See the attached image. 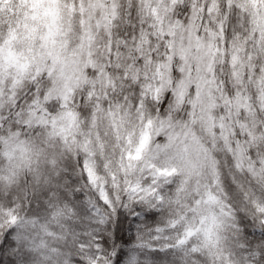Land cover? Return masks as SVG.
I'll use <instances>...</instances> for the list:
<instances>
[{
  "label": "clouds",
  "instance_id": "1",
  "mask_svg": "<svg viewBox=\"0 0 264 264\" xmlns=\"http://www.w3.org/2000/svg\"><path fill=\"white\" fill-rule=\"evenodd\" d=\"M0 264H264V0H0Z\"/></svg>",
  "mask_w": 264,
  "mask_h": 264
},
{
  "label": "snow or ice",
  "instance_id": "2",
  "mask_svg": "<svg viewBox=\"0 0 264 264\" xmlns=\"http://www.w3.org/2000/svg\"><path fill=\"white\" fill-rule=\"evenodd\" d=\"M37 2H40V0H37ZM222 30V29H221ZM51 35V34H50ZM149 124H151V121H149ZM144 140L146 141L147 140V137L144 138ZM191 233H189L190 235Z\"/></svg>",
  "mask_w": 264,
  "mask_h": 264
}]
</instances>
